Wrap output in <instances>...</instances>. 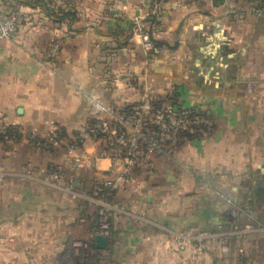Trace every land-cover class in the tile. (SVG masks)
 <instances>
[{
  "label": "crops",
  "instance_id": "obj_1",
  "mask_svg": "<svg viewBox=\"0 0 264 264\" xmlns=\"http://www.w3.org/2000/svg\"><path fill=\"white\" fill-rule=\"evenodd\" d=\"M109 1L115 5L103 12L107 22L65 34L54 68L39 54L48 45L0 39V118L23 134L52 124L81 129L101 114L90 97L122 105L146 90L203 109L213 125L198 136L181 135L169 154L153 157V174L141 168L140 192L116 191L127 210L112 217L105 248L85 246L94 204L47 181L41 169L55 162L69 178L88 171L74 172L63 151H34L25 134L13 150L0 146V158L10 156L0 166L14 169L0 181V264H85L87 250L92 264L106 250L112 264H213L216 242L198 252L175 232L229 228L233 210L240 223L264 224V4L163 0L162 27L146 20L163 46L152 55L130 19L133 5L145 0ZM251 79L257 84L249 93ZM95 165L96 176L113 173L104 157ZM72 240L79 250L73 256ZM238 248L242 258L264 264V231L234 237L233 259Z\"/></svg>",
  "mask_w": 264,
  "mask_h": 264
},
{
  "label": "built area",
  "instance_id": "obj_2",
  "mask_svg": "<svg viewBox=\"0 0 264 264\" xmlns=\"http://www.w3.org/2000/svg\"><path fill=\"white\" fill-rule=\"evenodd\" d=\"M163 0H145L133 5L130 15L132 31L140 37L142 48L148 54H159L163 50L157 41L151 36L147 19L156 21V28L162 27ZM127 14V12L125 13ZM17 30V22L14 15L0 17V39H10ZM47 61L54 67L59 45L47 46ZM256 80L247 81L246 92H252L256 88ZM92 104L101 113L100 116L89 119L82 132L70 137L64 134L56 124L48 129L47 136H39L34 130L27 134L28 139L42 148L64 149V162L74 172L81 169L95 172L97 166L95 160L104 157L108 160V166L113 173L110 175L96 176L90 189H86L84 180L77 178L67 179L65 171L60 165L48 164L41 169L47 181H52L64 188L72 197L90 200L96 205L106 206L107 212L99 213V221L88 229V237L85 246L92 248L94 235L101 234L107 239L110 236V223L113 216L107 208H115L110 203L117 190L128 192H140V169L146 175L153 174L152 158L159 154H169L174 144L185 131H200L205 133L213 125L211 116L203 109L196 106L175 105L166 99H161L155 94L144 90L140 100L116 105L105 103L94 97H90ZM9 124L0 118V135L7 137ZM18 131L23 132L18 128ZM6 133V134H5ZM97 143L98 149H87V143ZM116 162L120 166H116ZM6 171L0 168V181L5 177ZM226 200L230 199L226 196ZM232 219L229 228L209 229L200 228L193 232H175L179 242L189 241L194 251H204L209 241L217 244V254L213 264H258L257 260L243 257V248H238L240 257H231V241L234 237H245L252 231H264V224L245 222L240 223L232 211Z\"/></svg>",
  "mask_w": 264,
  "mask_h": 264
},
{
  "label": "rangeland",
  "instance_id": "obj_3",
  "mask_svg": "<svg viewBox=\"0 0 264 264\" xmlns=\"http://www.w3.org/2000/svg\"><path fill=\"white\" fill-rule=\"evenodd\" d=\"M114 5L115 3L109 0H0V17L3 18L8 15L15 16L17 22V30L13 34L12 38H10V40L14 38V42H17L21 45H62V38L67 32L70 33L69 30H72L75 27H81L82 25L89 23H97L102 25L107 22L108 19L105 17V13L103 12H105V10H109V8H114ZM120 15L124 16L125 14L121 13ZM46 49L47 47L43 48V50H40L39 54L41 58L47 60L48 55ZM55 58L57 59V55ZM57 126L64 134L70 137L76 136L78 131L82 132L84 129V127H82L81 129L79 128L66 130L60 125ZM48 129L49 128L36 131L34 130V132L39 136L45 137L49 132ZM29 132L30 130L25 131L24 134L26 138H28L27 134ZM24 134L22 133L20 140L23 138ZM17 142L12 140H4L0 142L2 151H7L9 150V148L13 150V147L17 145L15 144ZM30 147L34 151H39L42 153L44 151L55 156L60 154L62 151L64 152V149H62L61 147L48 149L42 148L38 145L36 146L32 143H30ZM98 148L99 145L97 143H87V149L90 151L92 149ZM2 158L9 159L10 156H2L0 159ZM25 162L27 164V162L29 161ZM106 162H108L107 159ZM52 164L59 165L55 162H52ZM0 168L7 173L8 171L9 173H11L12 170H14L5 169L1 166ZM86 171H88L89 173H80L79 175L84 180L85 187L88 190L93 184L95 173L92 170ZM90 173H92V175L94 174L93 177H90ZM66 178L72 179L68 176H66ZM113 200L114 201H112L110 204L112 206L115 205L116 207L107 208L111 213H113V216L118 212H124L127 210L120 204L119 200L115 199V196L113 197ZM87 201L90 204H94V206L96 207V210L94 212V214L96 213V221L94 224H96L97 220L99 221V213L104 214L107 212L106 206L96 205L90 200ZM86 237H88V232L86 233ZM74 240L70 242V247L67 248V251L71 256H73L74 251L79 252L78 249H75L74 242L76 241ZM84 255H86L84 258L85 264H92L90 261L91 257L89 250L85 251ZM95 261L96 262L94 264H112V261L110 259V252L106 250L105 253H101L100 256H96Z\"/></svg>",
  "mask_w": 264,
  "mask_h": 264
},
{
  "label": "trees",
  "instance_id": "obj_4",
  "mask_svg": "<svg viewBox=\"0 0 264 264\" xmlns=\"http://www.w3.org/2000/svg\"><path fill=\"white\" fill-rule=\"evenodd\" d=\"M259 2L264 4V0H260ZM30 4H32V3H30ZM66 14H68V13H66ZM206 132H208V131H206ZM187 133H188V135H192V136H198L199 134H202V132H200V131H193V132L185 131L182 135L186 136ZM21 136H22V134L18 131V127L13 125V124H9L7 137H5L4 134H1L0 135V142H2L4 140H12V141L17 142L20 140Z\"/></svg>",
  "mask_w": 264,
  "mask_h": 264
},
{
  "label": "water",
  "instance_id": "obj_5",
  "mask_svg": "<svg viewBox=\"0 0 264 264\" xmlns=\"http://www.w3.org/2000/svg\"><path fill=\"white\" fill-rule=\"evenodd\" d=\"M151 21H153V19H151ZM174 44H177V41H175ZM18 111H21V109H18ZM115 164L117 167L120 166L119 162H116ZM94 240V245L98 248H105L108 245V239L101 234L94 235Z\"/></svg>",
  "mask_w": 264,
  "mask_h": 264
}]
</instances>
